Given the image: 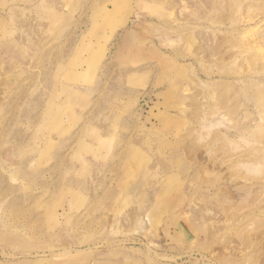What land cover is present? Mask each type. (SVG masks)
Here are the masks:
<instances>
[{"label": "rangeland", "instance_id": "obj_1", "mask_svg": "<svg viewBox=\"0 0 264 264\" xmlns=\"http://www.w3.org/2000/svg\"><path fill=\"white\" fill-rule=\"evenodd\" d=\"M112 1L0 0V264H264V0Z\"/></svg>", "mask_w": 264, "mask_h": 264}, {"label": "bare ground", "instance_id": "obj_2", "mask_svg": "<svg viewBox=\"0 0 264 264\" xmlns=\"http://www.w3.org/2000/svg\"><path fill=\"white\" fill-rule=\"evenodd\" d=\"M133 2H134V0H132ZM125 2V3H124ZM112 4H111V8H109V7H107V6H105V7H103L101 10H102V12H103V15L104 16H108V17H110L111 15H113V18H112V21H113V24H112V30L116 27V26H118L119 25V23H124L125 24V22H126V17H128V13L130 12L131 13V6H132V4H131V0H125V1H123V0H115V1H112L111 2ZM118 3V4H117ZM118 5H120V7L122 8H119L118 7ZM119 9H121L122 11H124V12H126V13H122V12H119V11H121V10H119ZM123 24V25H124ZM95 47H97V46H95ZM98 47H99V45H98ZM257 159V158H256ZM254 157L252 158V160L254 161V163L256 162V164L259 162V161H257ZM241 178V177H240ZM243 178H245V179H247L248 177H243ZM245 179H244V181H245ZM248 180V179H247ZM242 186H244V185H242ZM251 187V186H250ZM250 187H248V188H244L243 190H244V192L243 193H245V192H247V194H249L250 192H252V190H250ZM243 188V187H242ZM253 188V187H252ZM251 188V189H252ZM237 189H241V188H237ZM255 189V188H254ZM242 190V191H243ZM257 191V190H256ZM240 193V192H239ZM242 193V192H241ZM253 195L255 194V193H252ZM251 193L249 194V195H251L252 196V199H251V196L249 197V196H247V202H251V204L252 203H254L253 201L255 200V198H256V195H255V198H254V196L252 195ZM244 195V194H243ZM245 195H246V193H245ZM243 197V196H242ZM244 199L246 198V196L245 197H243ZM254 198V199H253ZM250 199V200H249ZM244 201V200H243ZM246 204H249V203H246ZM227 206V205H226ZM241 207V206H240Z\"/></svg>", "mask_w": 264, "mask_h": 264}]
</instances>
